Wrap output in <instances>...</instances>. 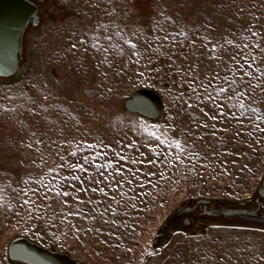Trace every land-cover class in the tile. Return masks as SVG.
Listing matches in <instances>:
<instances>
[{
  "label": "rangeland",
  "instance_id": "374dc122",
  "mask_svg": "<svg viewBox=\"0 0 264 264\" xmlns=\"http://www.w3.org/2000/svg\"><path fill=\"white\" fill-rule=\"evenodd\" d=\"M36 1L47 12L23 43L22 66L0 78V97L15 101L0 111V264H22L8 259L18 236L83 264H264L263 226L173 223L195 199L251 201L261 185L264 0ZM97 25L113 36L101 40L106 63L91 46L104 35ZM142 87L160 91V118L126 111ZM101 140L111 147L82 143Z\"/></svg>",
  "mask_w": 264,
  "mask_h": 264
},
{
  "label": "water",
  "instance_id": "95a60500",
  "mask_svg": "<svg viewBox=\"0 0 264 264\" xmlns=\"http://www.w3.org/2000/svg\"><path fill=\"white\" fill-rule=\"evenodd\" d=\"M39 6L32 0H0V78H10L19 71L24 59L23 43L26 31L36 29L42 20ZM163 106L159 90L142 87L124 101L127 112L150 120L160 118ZM150 108V110H146ZM254 197L232 204L221 199H195L191 205L174 212L173 220L189 219L194 212L198 217H208L222 222H236L264 226V176ZM213 204H218L212 207ZM183 228L188 225L183 222ZM8 259L22 264H83L69 253L46 248L25 236H18L8 245Z\"/></svg>",
  "mask_w": 264,
  "mask_h": 264
},
{
  "label": "snow or ice",
  "instance_id": "6c2138e0",
  "mask_svg": "<svg viewBox=\"0 0 264 264\" xmlns=\"http://www.w3.org/2000/svg\"><path fill=\"white\" fill-rule=\"evenodd\" d=\"M97 28L98 29H103V32H104V35L101 36L99 32H95L93 33L92 35V40H94V43H92V47H95V48H98L99 50L103 51L105 53V63L107 62V54H108V48H103L101 46V40L103 41H111L113 39V36L111 34H109L108 32V28L107 26L105 25H97ZM116 35H121V33L118 31L116 33ZM253 36L257 35V33H252ZM164 39H167V36L164 37ZM89 42L88 40H86L84 37H81V43H87ZM126 43L128 45H131L132 49H133V54L134 55H139V52L137 50V45L135 43H133L132 40H126ZM73 47H76V45H73ZM259 47V46H258ZM120 55H123V49H120V52H119ZM264 71V70H262ZM142 75V74H141ZM247 75L251 76L252 73L249 72ZM226 79V78H225ZM235 81H232V84L235 85ZM194 93H195V89H193ZM219 91H224V89H219ZM245 93L243 92H235L234 93V96L233 97H226L228 100H229V103H231V100L232 99H235L237 100V102H239L240 98L244 95ZM47 96L44 97L45 100H47ZM211 100H212V104L215 105L216 104V100L215 99H212L211 97H209ZM196 100L199 101L201 100V96L197 95L196 96ZM15 103V101L13 100V98L11 96H9L8 94H5V96L3 97H0V111H5L7 110L8 112H11V111H14V108L12 107V105ZM192 105L189 104V107H191ZM233 107L235 105H232ZM41 107H47V105H41ZM240 108L241 109H245L247 110V106L243 103H240ZM146 110H150V108H147ZM219 112L223 113L224 112V106L223 105H220L218 106V109H217ZM253 111H256V112H259L260 110L257 108V109H252ZM230 114V113H228ZM217 117L216 116H213L212 119L215 120ZM257 121L261 120V119H264V117H261V116H257L256 117ZM243 122V121H241ZM145 127H148L147 125H145ZM153 127H159V126H153ZM174 127V126H173ZM257 129L261 130V131H264V129H260L259 127V124L256 125ZM149 134L150 135H155L156 133L149 130ZM35 135V134H34ZM40 141H37V143H39ZM84 147L86 149H94V148H100V147H111V145H105L104 142L101 140V141H96L95 143H91L89 141H83L82 142ZM173 143L175 144L176 148H180L181 147V143L179 140H174ZM131 146V145H129ZM186 149H181V151H185ZM152 151L156 154L157 156V161L158 162H161V161H168V157L166 155H163L161 153H158L156 152V149L153 148ZM75 155V154H74ZM116 155H119V153H116ZM84 160H89L90 159V156H84L83 157ZM171 159H174V160H180L181 159V156L179 154H176L174 155ZM94 163V161H93ZM148 163H152V161H148ZM98 168L99 167H107V168H112L113 165H112V161H107L106 165H98L97 166ZM69 168L70 169H79L81 171H87V168L85 167V165L83 163H78V162H75V163H71L69 164ZM114 171L116 173H119L120 174V180L117 181L116 183L119 184L120 182L124 181L126 179V177L124 176L123 174V169L119 166V164H117V166L115 167ZM149 175H155V173H149ZM71 179H75V180H80V177L79 176H74V177H70ZM163 178V176L161 177ZM113 179H115L113 177ZM40 183H43V181H40ZM115 186V185H113ZM30 190V189H29ZM94 192L95 191H100L101 193L104 192V189L103 188H94L92 189ZM26 194V192H25ZM59 194V193H58ZM65 195H67V193H65ZM0 199H2V197H0ZM25 204H28L29 201L28 200H25L24 201ZM65 203H67V201H65ZM9 207H11V205H9Z\"/></svg>",
  "mask_w": 264,
  "mask_h": 264
},
{
  "label": "flooded vegetation",
  "instance_id": "af4514ba",
  "mask_svg": "<svg viewBox=\"0 0 264 264\" xmlns=\"http://www.w3.org/2000/svg\"><path fill=\"white\" fill-rule=\"evenodd\" d=\"M32 1H35L36 3H37V6H39V13H40V15H41V18L43 17V14H45L47 11V8L45 7V6H43V4L42 3H40V2H37L36 0H32ZM32 30H34V29H32ZM32 30H28V31H26V34H25V37H24V42H25V39H26V37H27V35L32 31ZM255 197V196H254ZM254 197H253V200H251V201H248V206H250V205H252L253 203H254ZM193 203V202H192ZM191 203V204H192ZM263 203H264V201H263ZM191 204H189V205H191ZM218 204H213L212 205V207H216ZM184 208V207H183ZM200 209H198L197 211H199ZM196 211V212H197ZM196 212H194L193 214H192V216L191 217H189V219L187 220L186 218L185 219H180V220H173V223L175 222V223H178L179 225H181L182 227H183V222L185 221L188 225H190V228H192L193 226H195V227H197V226H200V224H201V221L202 220H209V221H217V220H219V219H217V220H213V219H210V218H208V217H198L197 215H196ZM263 212H264V210H263ZM220 221V220H219ZM261 226V225H260ZM264 227V226H263Z\"/></svg>",
  "mask_w": 264,
  "mask_h": 264
}]
</instances>
